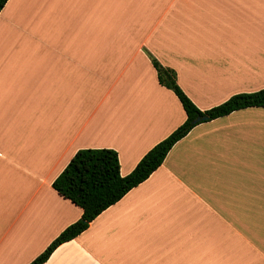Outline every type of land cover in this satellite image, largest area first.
<instances>
[{
	"label": "crops",
	"instance_id": "obj_1",
	"mask_svg": "<svg viewBox=\"0 0 264 264\" xmlns=\"http://www.w3.org/2000/svg\"><path fill=\"white\" fill-rule=\"evenodd\" d=\"M148 53L205 110L264 88V0H7L0 10V264L82 209L51 186L80 149L120 174L186 119ZM42 264H264V107L195 125Z\"/></svg>",
	"mask_w": 264,
	"mask_h": 264
},
{
	"label": "trees",
	"instance_id": "obj_2",
	"mask_svg": "<svg viewBox=\"0 0 264 264\" xmlns=\"http://www.w3.org/2000/svg\"><path fill=\"white\" fill-rule=\"evenodd\" d=\"M7 0H0V10ZM148 57L156 70L160 85L170 89L178 98L186 119L165 138L153 145L127 174H120L117 152L113 149H80L52 181V188L62 197L82 209L79 219L64 228L28 264H42L60 244L75 238L103 210L117 202L134 186L144 181L161 165L172 146L195 125L247 108L264 107V88L250 93H236L218 105L198 109L176 82L175 71L161 65L152 55ZM200 116L199 120L196 117ZM46 257V259H45Z\"/></svg>",
	"mask_w": 264,
	"mask_h": 264
},
{
	"label": "water",
	"instance_id": "obj_3",
	"mask_svg": "<svg viewBox=\"0 0 264 264\" xmlns=\"http://www.w3.org/2000/svg\"><path fill=\"white\" fill-rule=\"evenodd\" d=\"M199 119H200V116H197V117H196V120H199Z\"/></svg>",
	"mask_w": 264,
	"mask_h": 264
},
{
	"label": "snow or ice",
	"instance_id": "obj_4",
	"mask_svg": "<svg viewBox=\"0 0 264 264\" xmlns=\"http://www.w3.org/2000/svg\"><path fill=\"white\" fill-rule=\"evenodd\" d=\"M45 259H46V257H45Z\"/></svg>",
	"mask_w": 264,
	"mask_h": 264
}]
</instances>
